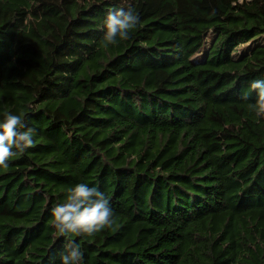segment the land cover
Here are the masks:
<instances>
[{
  "label": "trees",
  "instance_id": "trees-1",
  "mask_svg": "<svg viewBox=\"0 0 264 264\" xmlns=\"http://www.w3.org/2000/svg\"><path fill=\"white\" fill-rule=\"evenodd\" d=\"M129 5L140 25L105 46ZM256 79L264 0H0V122L35 132L0 168V264H61L51 209L78 183L115 214L71 237L83 264H264Z\"/></svg>",
  "mask_w": 264,
  "mask_h": 264
},
{
  "label": "clouds",
  "instance_id": "clouds-1",
  "mask_svg": "<svg viewBox=\"0 0 264 264\" xmlns=\"http://www.w3.org/2000/svg\"><path fill=\"white\" fill-rule=\"evenodd\" d=\"M140 23L139 14L130 5L126 9L109 10L104 20L105 46L115 45L117 37L128 40L131 31ZM250 88L257 93L253 107L259 122L264 119V80L251 81ZM241 99L247 100V94L242 95ZM34 135V129L26 127L23 113H5L0 122V168H8L11 157L22 155L27 149L34 147ZM51 215L52 226L59 236L66 238L61 264H83V252L80 245L71 239L73 235L92 236L106 228H112L115 223L109 199L97 187H89L86 183H78L69 188L65 202L54 205Z\"/></svg>",
  "mask_w": 264,
  "mask_h": 264
},
{
  "label": "rangeland",
  "instance_id": "rangeland-1",
  "mask_svg": "<svg viewBox=\"0 0 264 264\" xmlns=\"http://www.w3.org/2000/svg\"><path fill=\"white\" fill-rule=\"evenodd\" d=\"M210 40H211V37L208 38V43L210 42ZM200 58H201V57L198 56V59H200Z\"/></svg>",
  "mask_w": 264,
  "mask_h": 264
}]
</instances>
